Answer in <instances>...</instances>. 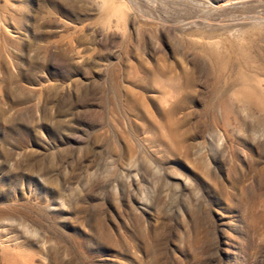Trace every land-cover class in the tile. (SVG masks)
Listing matches in <instances>:
<instances>
[{
  "label": "rangeland",
  "instance_id": "obj_1",
  "mask_svg": "<svg viewBox=\"0 0 264 264\" xmlns=\"http://www.w3.org/2000/svg\"><path fill=\"white\" fill-rule=\"evenodd\" d=\"M0 264H264V0H0Z\"/></svg>",
  "mask_w": 264,
  "mask_h": 264
},
{
  "label": "bare ground",
  "instance_id": "obj_2",
  "mask_svg": "<svg viewBox=\"0 0 264 264\" xmlns=\"http://www.w3.org/2000/svg\"><path fill=\"white\" fill-rule=\"evenodd\" d=\"M133 2V0H131ZM135 4V3H134Z\"/></svg>",
  "mask_w": 264,
  "mask_h": 264
}]
</instances>
